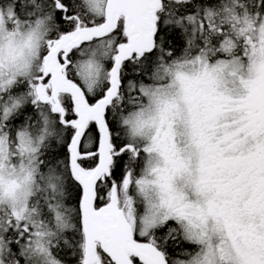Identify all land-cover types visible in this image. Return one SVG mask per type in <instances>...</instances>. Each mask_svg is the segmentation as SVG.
I'll return each instance as SVG.
<instances>
[{
  "label": "snow or ice",
  "instance_id": "6c2138e0",
  "mask_svg": "<svg viewBox=\"0 0 264 264\" xmlns=\"http://www.w3.org/2000/svg\"><path fill=\"white\" fill-rule=\"evenodd\" d=\"M0 264H264V0H0Z\"/></svg>",
  "mask_w": 264,
  "mask_h": 264
}]
</instances>
